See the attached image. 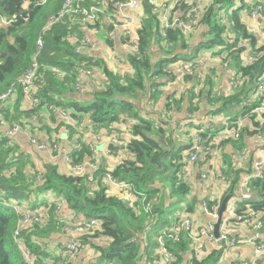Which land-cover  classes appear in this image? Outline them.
<instances>
[{
  "label": "trees",
  "instance_id": "16d2710c",
  "mask_svg": "<svg viewBox=\"0 0 264 264\" xmlns=\"http://www.w3.org/2000/svg\"><path fill=\"white\" fill-rule=\"evenodd\" d=\"M37 1L0 0V18L12 20L8 25L0 23V93L12 85L17 87L19 78L32 66L40 35L43 37L44 47L37 57L39 64L58 66L69 74L60 80L52 72L46 71L40 89L41 103L25 110L24 94L22 89H19L15 103L4 105L0 110L1 116L9 123L24 125L31 114L44 106L54 105L67 111L68 116L62 118L65 121L64 127L69 130L72 137L78 124L84 122L79 114L85 112L89 114L92 122L98 124L97 127L107 130L127 118L133 119L130 125L132 138L126 142L129 157L111 170L97 171L98 173L94 175L95 181L90 184L88 174H64L52 163L45 164L43 170L37 169L32 165L29 156L20 150L14 137L2 134L0 264H29L22 253L21 245L14 237L19 220V214L14 207L17 203L23 202L27 203L28 208L41 213L45 220V223L29 226L21 235V242L33 253L37 264H75L73 260L87 244L93 242L91 238L94 237L107 239L105 243L93 244L100 253V261L105 264H138L145 254L152 260L154 249L158 245L156 238L163 230L175 224L180 225L184 215L192 217L191 213L197 206V198L194 197L191 201L188 199L194 185L186 179L184 173L193 147V139L190 143L175 142V136L170 130L171 112L182 105L186 107L190 118L199 109V101L204 95H207L209 102L215 105L220 103V107L215 108V114L233 106H240L239 113L250 117L251 124L242 129L240 138L221 142L220 151L225 143H231L236 151L242 150L247 145L248 136L256 139L264 129V123L260 124L258 117L251 113L258 104V99L254 97V91L250 87L256 85L264 71V53L260 60L253 64L246 63L243 59V53L247 48L254 53L264 52V36L259 40L249 30L244 18V11H247L245 14L248 17L252 8L247 0H213L211 6L200 16L193 6L181 5L185 11L187 10V15L183 19L187 20L194 11L193 15L198 16V23L194 28L206 23L212 33V38L203 40L198 48L201 50L217 48L215 54L219 55L223 64L233 65L236 73L245 78L243 85L235 87H240L236 93L214 97L210 91L209 78L205 89L201 91V86L196 82L199 79L198 74L182 77L180 69L184 63L202 61L201 57H196L195 52L189 50L185 52L190 48L188 38L194 28L190 34L176 25L164 28V22H161L155 4L150 0H144L146 16L138 31L137 53L126 55L134 72L123 75L105 67L106 87L95 91L92 94L93 100L84 104L73 98L77 92L76 83L78 78H81L78 67H82V64L92 66V60L88 55L76 54L74 47L67 42L66 35L73 29L68 21L44 31L48 18L58 12L64 0H48L44 5H37ZM108 43L115 44L110 39ZM240 44L247 45L239 46ZM163 78L166 80L160 81ZM183 82L186 83L187 89L180 91V84ZM171 84L174 87L169 92L164 90L165 86ZM138 97H145L150 107H154L159 98L164 99L163 117L154 119L146 116L137 105ZM51 120L52 123L36 127L45 132L52 141H56L53 138L56 132L53 125L54 120L58 119L53 113ZM227 127H239V124L234 122L224 128ZM197 132L203 136L208 135L206 130ZM50 139L47 138L48 141H51ZM119 142L122 144L120 140ZM75 145L77 147L71 151L74 163L89 161L93 154L90 144L78 136ZM259 145L264 148V144ZM254 161V154L249 153V160L238 165L229 153L224 154L220 170L222 178L229 183L225 195L230 191L233 195L243 177L252 173ZM206 163V159L197 161L200 169ZM109 171L115 178L134 185L130 195L125 194L126 197L118 192L109 191L103 182ZM250 187L252 198L240 202L239 216H245L249 210H254L260 213L264 220V173L252 178ZM49 192L57 195L58 198L54 202L45 196ZM161 192L163 194H160ZM143 195L148 198L157 196L158 203L153 213L145 212L142 206ZM132 197H136L134 206L130 204ZM62 199L66 202L63 208L69 210L74 219L80 216L83 219L93 217L100 221V226L93 234L82 237L83 246L80 252L71 258L68 250L70 242L59 241L61 234L69 225L61 220V210H57ZM202 200L209 201L210 198L208 196ZM231 222L240 223L241 220L237 218ZM145 233L147 246L139 238ZM52 244L57 245V250L50 251ZM216 245L218 246L209 253L204 254L203 248L198 251L190 232L184 228L179 233V240L175 242L168 240L167 243L169 250L177 257V264H219L229 247L225 242ZM58 249L61 250L60 254Z\"/></svg>",
  "mask_w": 264,
  "mask_h": 264
},
{
  "label": "built area",
  "instance_id": "2783aa9c",
  "mask_svg": "<svg viewBox=\"0 0 264 264\" xmlns=\"http://www.w3.org/2000/svg\"><path fill=\"white\" fill-rule=\"evenodd\" d=\"M48 0H38L37 5H44ZM141 0H64L63 5L57 13L51 15L48 18V24L44 27V31L51 27L63 22L68 21L73 27L72 30L66 35V40L69 42L75 50L76 54L88 55L92 60V66H86L82 64V67H78L81 76L84 75L93 80L98 79L97 71L99 65L95 57L88 54L87 49L95 46L94 38L95 33L102 32L105 38L110 41L120 40L121 43L129 50L130 53H137V41L134 39L137 34V18L132 13L141 6ZM195 12L187 17V20L180 19L176 21H164V28L170 26H179L187 34H190L194 26L198 23V16L193 15ZM197 15V14H196ZM251 19H264V0H258L254 7L250 10L248 16ZM12 20H4L0 18L1 24H10ZM247 44H240L239 46H246ZM112 47V45H110ZM44 47L43 37L39 36L37 39V52L35 54V61L32 66L19 78L16 85H12L5 92L0 93V110L4 105L15 103L19 89H22L24 94L23 106L25 110L31 109L41 103L40 89L44 81L45 72H52L60 80L64 79L67 75V71L54 65L41 66L37 61V57L41 53ZM248 47V46H247ZM263 51L254 53L250 48L244 51V62L253 64L260 60L263 55ZM115 61L121 63L123 57L120 54L115 55ZM202 61H189L181 66L180 72L182 77L187 75L198 74L197 85L204 86L205 84V73L200 71V65ZM69 74V73H68ZM106 77V75H105ZM245 78L242 75L235 73L231 79V85L237 87L243 85ZM87 90V84L84 80L78 78L76 83V91L78 93H84ZM254 97L258 99V104L251 111L252 114L258 117L260 124L264 123V71L261 74L259 81L254 86ZM50 109L57 108L54 105L49 106ZM60 113L63 117L68 116L67 111L59 108ZM30 117H35V114ZM26 121V120H25ZM93 126H98L96 122H92ZM6 127L5 135L9 137H15L24 129V125L20 123H9L0 114V128ZM242 128L239 127H227L221 129L217 134L208 133L207 136H203L200 132H197L194 136L193 147L189 154V163H197L200 159L207 160L205 169L200 172V180L207 183H211L213 187H216V172L208 164L209 159L218 154L220 151V144L223 141L230 139H238L241 137ZM114 138L111 139V146L117 147L120 145L119 138L116 131L113 133ZM1 136V134H0ZM32 142L37 145L39 149L49 148L54 152H65V159L70 166V173L75 175L88 174L89 183H93L94 173L89 172L91 168L97 171L98 168L90 163H74L71 152L67 151L66 148L60 147L56 142L46 143L39 141V138L34 135L31 138ZM257 142L264 144V129L256 136ZM74 147H77L76 145ZM93 151V148L91 146ZM244 161L249 160V152L247 149L241 151ZM264 156V151H263ZM254 161L252 165V173L245 175L243 180L239 183L236 190L238 189L241 193L240 196H236L235 192L228 201L223 224L221 226V237L217 238L214 234V225L219 216V210L221 207L222 200H216L212 197L209 201L204 200L202 203L203 212L209 216V220L203 224H197L196 221L189 215H184L180 225H173L171 228L163 230L158 236V245L154 249L153 259L145 254L138 264H177V257L171 252L167 246L168 240L173 242L179 240V233L184 228L189 231L193 239V243L196 245L198 251L204 248V240L206 238L212 243L225 242L229 248L238 246L241 242H249L255 246V252L257 254L264 250V220L262 215L254 210H249L247 215L239 216L238 208L239 204L243 200L252 198V189L250 187L251 179L260 176L264 173V157ZM105 178L113 183L117 188L125 193H130L134 189V185L130 182L122 181L119 178H115L111 171L106 173ZM227 181V180H226ZM228 183V181H227ZM229 184V183H228ZM129 194V195H130ZM217 201V202H215ZM136 197H132L130 204L135 205ZM158 203L157 196L148 198L143 195L142 206L145 212L153 213L155 205ZM66 205L64 199L60 200V204L57 210H62ZM16 212L19 214V220L17 228L14 233L15 240L21 245L22 253L29 264H37L33 253L24 247L21 242V235L27 227L34 224L45 223V220L40 215L41 213L33 211L27 207V203H17L14 207ZM239 218L244 228V232H253V235L248 238H241L238 236L231 235L230 231L225 230L228 226V222L232 223V220ZM67 224L71 226L73 233V239L68 244L69 256H76L80 252L83 243L82 237L87 234H93L96 228L100 226V221L97 218H88L83 220L74 219L71 214L67 218ZM145 246L148 245L146 233L139 237ZM137 241V237L135 238ZM221 260L219 261L220 264ZM259 264H264V260Z\"/></svg>",
  "mask_w": 264,
  "mask_h": 264
},
{
  "label": "crops",
  "instance_id": "0c3cea01",
  "mask_svg": "<svg viewBox=\"0 0 264 264\" xmlns=\"http://www.w3.org/2000/svg\"><path fill=\"white\" fill-rule=\"evenodd\" d=\"M150 1L151 3L155 4L156 10L160 14V19L162 23L167 19L169 21L183 19L187 15V10L185 11L181 7L182 4H187L191 7L193 6V8H195L201 16L205 9L211 6L213 2V0ZM247 1L250 4L251 8H253L258 0ZM141 2V6L136 11L132 12L137 18V34L134 37L137 42L138 31L141 28L142 22L146 16L145 9L143 6L144 0H141ZM246 12L247 11H244V18L246 19L249 25V30L253 32L259 40H261L264 36V19H251L247 17V14H245ZM95 35V46L88 48L87 52L89 55L95 57L96 60H98V79L93 80L82 75L81 77L84 80V83L87 84V90L81 94L76 92L73 96L74 99L80 100V102L84 104H88L89 102H91L93 100L92 94L97 91V89L101 85L104 84L105 67H108L110 70L117 73H128L130 75L134 72L133 66L129 62L128 57H126L129 50L121 43L120 40H115V44L111 47L102 32L95 33ZM211 38L212 33H210L209 31L208 25L206 23L199 24L196 28H194L193 32L191 33V36L188 38V44L190 48L186 49L185 52L187 53L188 50L189 52H195V54L197 55L196 57L202 58L203 64L201 63L200 65V71L204 72L206 78L210 79V91L212 92L214 97L230 96L236 93V91L240 90V87L235 88L231 85V79L235 75L236 69L233 67V65L229 63L223 64V62L219 59V55L215 54V52L218 51L217 48H204L203 50L198 48L199 44L203 40ZM116 53L120 54L123 57V61L121 63H117L115 61ZM244 57L245 56L243 53V58ZM164 80L166 79L163 78L160 81ZM183 84L185 83L183 82ZM186 86H184L183 89H187ZM252 86L253 85H251L250 87ZM173 87L174 85L172 84L167 85L164 87V90L169 92ZM137 105L141 107V110L145 113V115L150 118L159 119L164 115H162V107L164 106V99L162 98H159L157 100L156 105L154 107H150L145 97H138ZM217 106L220 107V103L215 105V103L208 101L207 95H204L200 102L199 109L190 118L188 117L189 114L186 111V107H183L181 105V107L174 109L171 112L170 116L172 125L170 130L175 136V142L190 143L193 139L194 143V136L198 130H206V133L212 134L214 131L221 130L226 126L234 124V122H237L242 129L246 128L251 124L249 120L250 117L244 116L239 113L240 106H233L230 107V109L225 110L224 112L215 114L214 111ZM52 113L58 119L54 120L55 124L53 125L56 129L53 138L56 141H52L49 136L45 134V132L40 131V128L36 127L42 126L46 123H52ZM33 114H35V117L27 118L26 123L24 124V129L20 133H18L13 139L20 148V150L29 156L32 165L39 170H43L45 164L52 163L53 165L57 166L58 170H60L62 173L70 174V166L65 159V152H54L49 148L39 149L37 145L31 140L34 135L39 137V141L41 142H56L60 145V147L66 148L67 151L70 152L76 144V138L79 136L85 142L90 144V146H92L93 154L91 156V159L86 162L94 164L98 168V172L100 170H111L115 166L120 164L124 159L129 157V152L126 149V142L129 141L130 138H132V134L130 132V125L133 122V119L131 118H127L125 121L115 124V127H113L112 129L107 130L104 128L93 126L89 114L83 112L79 114V116L83 118L82 122H84L78 124L77 130L75 131L74 136L72 137L69 130L64 127V117L61 115L58 107L50 109L48 106H44V108L38 110V112ZM234 118H237V120H233ZM225 121L227 123H225ZM115 131L122 144L120 143L119 146L113 148L110 142L111 139L114 138L113 133ZM5 132L6 127H1L0 134L2 135ZM47 138L51 141H48ZM246 141L247 145L243 147V149H247L249 153L254 154L255 160L262 158L264 148L259 145V142H257L254 137L251 138L249 136L246 138ZM242 150L236 151L235 147L231 143H225L223 146H221V151H218V154L216 156H213L211 159H209L208 164L216 172L217 183L216 187H214V194L216 200L223 199L229 185L227 181L222 178V173L220 170V168L223 166L222 162L224 160V154L229 153L231 158L238 165H241L244 164V162H247L243 160L241 153ZM201 170L202 169L198 167L197 163L191 164L189 163V160L184 170L186 179L194 185L191 196L188 199L189 201H191L194 197L197 198V206L195 211L191 213V216L198 225L206 223L209 220V216L203 212L202 199L212 194L211 192H209L212 189L209 190L198 178V174H200ZM97 171H94L93 168L89 170V172L94 173V175L98 173ZM96 177L99 176L96 175ZM103 182L107 185L110 192H118L123 196L125 195L123 192H121L119 188L111 184L106 178L103 179ZM160 194H163V192H161ZM45 196L53 202L58 198L56 194L50 192ZM39 198H41V196H39ZM178 209H180V207ZM70 215L71 212L66 208H63L61 210V219L65 222L67 221V218L70 217ZM77 217L78 220L83 219L80 216ZM230 225L232 226V229L229 228ZM230 225H228L227 227L230 229L229 231L231 235L238 236L241 238H248L253 235V232H244V228L241 223H231ZM68 226L65 232L61 234V239L59 241L68 243L73 239L71 226ZM106 240L107 239L104 237L91 238V241L93 242L89 244L86 243L87 245L85 249L73 260L75 261V264H105V262L100 261V253L93 244L102 242L105 243ZM203 240L205 243L203 248L205 249L204 254L209 253L213 248H216V246H218L216 245V243H212L206 238H203ZM55 250H57V246L55 247ZM58 251H60L58 252V254H60L61 250L58 249ZM263 260L264 250L261 253L257 254L255 252V246L253 244L249 242H241L238 246L228 248L225 251L221 258L220 264H259Z\"/></svg>",
  "mask_w": 264,
  "mask_h": 264
},
{
  "label": "rangeland",
  "instance_id": "374dc122",
  "mask_svg": "<svg viewBox=\"0 0 264 264\" xmlns=\"http://www.w3.org/2000/svg\"><path fill=\"white\" fill-rule=\"evenodd\" d=\"M119 74L129 75L128 73H119ZM104 79H105V80H104V84L101 85L97 90H102L103 88L106 87V85H107V78L105 77ZM207 80H208V78H205V84H204V86L201 87V91L205 89V87H206V83H207ZM184 86H186V83H185V84L181 83L180 91H184V90H185V89H183ZM251 89H252V91H253L254 88L251 87ZM252 91H251V92H252ZM80 94H81V93H80ZM177 96L179 97L180 94L178 93ZM201 100H202V98L200 99L199 103L201 102ZM147 102H148V101H147ZM197 102H198V101H197ZM199 106H200V105H199ZM225 123H227V122L225 121ZM221 156H222V152H221ZM205 168H206V167L203 166V167H202V170L205 169ZM201 181H202V180H201ZM202 183H203V184H204L209 190L212 189L211 191H209V192L212 193V194H210L209 198L211 199L212 197H215V194H214V187H213V185H211V183H207V182H205V181H202ZM235 195H236V196H240V195H241V193H240V191H239L238 189L236 190ZM230 224H231V223L228 222V225H230ZM229 228L232 229V226L230 225ZM229 228L226 227L225 230H228V231H229V230H230ZM56 246H57V245H53V246H51V247H50V248H51L50 251H54ZM58 252H60V251H58Z\"/></svg>",
  "mask_w": 264,
  "mask_h": 264
},
{
  "label": "water",
  "instance_id": "95a60500",
  "mask_svg": "<svg viewBox=\"0 0 264 264\" xmlns=\"http://www.w3.org/2000/svg\"><path fill=\"white\" fill-rule=\"evenodd\" d=\"M198 178L200 179V174H198ZM231 196H232V192L230 191L223 197L222 202H221V207L219 210L218 219L215 222H213L214 234L216 235L217 238L221 237V234H220L221 233V226L223 224V219H224V216L226 215L225 211H226L227 204H228V201L231 198Z\"/></svg>",
  "mask_w": 264,
  "mask_h": 264
},
{
  "label": "bare ground",
  "instance_id": "6f19581e",
  "mask_svg": "<svg viewBox=\"0 0 264 264\" xmlns=\"http://www.w3.org/2000/svg\"><path fill=\"white\" fill-rule=\"evenodd\" d=\"M252 88H254V85L252 86ZM110 182V181H109ZM111 184H113L112 182H110ZM124 194H126L127 196L130 194V193H125L123 192ZM62 220V219H61ZM28 228V227H27Z\"/></svg>",
  "mask_w": 264,
  "mask_h": 264
}]
</instances>
